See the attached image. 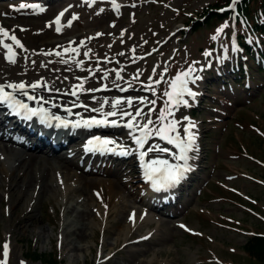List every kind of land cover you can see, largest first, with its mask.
<instances>
[{
	"label": "rangeland",
	"instance_id": "374dc122",
	"mask_svg": "<svg viewBox=\"0 0 264 264\" xmlns=\"http://www.w3.org/2000/svg\"><path fill=\"white\" fill-rule=\"evenodd\" d=\"M217 2L224 3L225 0H145L139 7H120L106 16L109 23L119 22L122 34L141 27L139 32L144 34L141 46L145 48L137 55L141 63L134 73L145 71L148 55L155 54L161 59V72L154 82L160 80L161 75L164 79L159 84L153 82L156 94L152 95L159 98L154 121L158 120L165 106L167 97L163 93L167 89V82L178 73L187 71L189 67L194 68L196 71L193 75L200 79L191 84L192 90L203 94L201 104L197 105L195 98L190 97L187 99L188 105H183V111L176 117H169L182 121L177 124L182 131V127L191 119L188 115H191L190 121L198 127L196 134L201 138L192 156L193 161L201 159L193 182L187 183L181 199L175 203L178 204L176 207L168 205L165 208L173 211L183 208L182 212L172 218L158 215V220L166 222L162 226L158 223L151 228L142 225L138 235L156 230L159 237L147 245L131 247L143 252L151 249L138 256V262L131 260L135 264H148L150 261L154 264L155 261L157 264H254L243 245L254 232L264 233V74L258 72L263 65L256 61L246 62L249 67L246 72L249 90L244 87L245 81L241 83L242 79L230 72L225 77L216 75L217 71L226 73V67H222L225 61L236 60V54L240 55L233 20H212L205 24L204 19H200L204 10ZM19 6L4 1L0 4V19L4 21L5 12L15 11ZM195 19L198 22L194 31L186 26ZM225 24L228 27L218 33L217 30ZM213 36L216 39H212ZM159 39L161 41L158 43L153 42ZM165 43L169 44V48L163 53ZM258 50L264 52V45ZM205 53L210 55L206 56ZM155 61L153 59L152 63ZM77 77L78 80L82 79L81 76ZM145 77L148 78V75ZM222 78L230 85H233V80L237 82L229 90ZM63 90V93H68L66 88ZM2 143L22 150L0 141ZM103 162H94L92 166L102 168L99 165ZM118 164L115 160L109 167L114 168ZM124 165L128 171L122 177L126 179L129 174L128 185L134 189L141 183V178L132 171L131 166L127 163ZM105 190V185L94 189L89 205L94 206V200L100 201ZM6 191V188H0V259H3V244L8 243L9 249L11 247L8 264H50L45 262L50 258L57 259L55 264H95L101 242H114L108 232L119 230L114 228L115 216L107 220L104 232L97 218H90L93 233L80 245L91 248L80 252L64 249L59 234L62 212L56 198L47 195L25 198L18 207L22 213L33 215L37 224L11 235L5 231L11 226L8 217L10 200ZM152 215L150 212L146 217ZM31 251L39 253L41 261L31 259ZM103 255L112 258L115 264H128V253L119 244L114 248L107 247Z\"/></svg>",
	"mask_w": 264,
	"mask_h": 264
},
{
	"label": "bare ground",
	"instance_id": "6f19581e",
	"mask_svg": "<svg viewBox=\"0 0 264 264\" xmlns=\"http://www.w3.org/2000/svg\"><path fill=\"white\" fill-rule=\"evenodd\" d=\"M118 1L122 7L127 8L139 7L145 0ZM31 2H36L44 11L36 10L34 12L30 8L9 11L5 12L4 21L0 19V27L7 30L9 35H15L23 45L21 49L16 47L11 40H4V43L12 45L16 54L15 63L8 62L5 58L7 50L0 46V86L24 83L28 95L38 96L37 99H54L60 103L74 101L70 105H76L78 108L71 110L70 113L66 111L59 115L69 124L75 123V119L77 122H83L93 118H104L102 113L113 111L111 104L116 99L122 100L123 103L115 109L117 111L116 116L107 117L109 121L116 120L119 123L123 122V124L129 122L127 120H131V116H125L123 120L120 119L122 111L130 112L133 116H135L137 109H143V113H145L150 101H152L150 97L153 96L152 92L147 90L145 86L153 83L160 74L161 59L155 54L148 55L149 62L145 63V71L140 74L134 73L141 63L137 55L143 52L145 48V46H141L144 35L139 32L141 27L138 26L133 32L126 31L122 34L119 22L110 21V25L106 19L107 13L112 14L115 11L111 6V0H94L92 7L85 4L84 0H13V3L17 5ZM65 9L67 11L61 18L62 27L58 33L53 22L59 13ZM100 9L103 11L100 12ZM98 12L99 15H97ZM73 15L77 16L78 19L73 20ZM46 20L49 22L45 23ZM69 21H71V27L68 26ZM50 24L51 27L48 26ZM57 38L59 40H56ZM159 41L161 39L153 42L158 43ZM167 44H164L163 53L169 48V44ZM72 49H78L79 54L73 52ZM85 52L88 53L87 56L84 55ZM47 53L52 54L48 55ZM120 53H124V55H120ZM153 59H156L154 63H152ZM116 71L120 72L121 80L115 79ZM105 72L108 73L107 79H104ZM146 75L148 78L145 77ZM77 76H81L82 79L78 80ZM133 76L139 77L134 79ZM81 81H83L85 90H99L79 91L75 86L79 85ZM197 81L199 82V79ZM37 82H41L44 86L34 91L27 87ZM63 88H66L70 95L62 94V91H65ZM120 89L126 90L121 91ZM5 91L29 107L48 108L52 115H58L56 109H52L41 102L37 103L38 100H28L27 96L19 91L13 92L7 87H5ZM72 91H77V95H71ZM196 93L195 101L200 99L199 102L196 101L199 105L203 102V94L201 92ZM185 98L189 99L190 97L185 96ZM128 99L133 101L130 107L127 105ZM140 99H144L145 103L141 104ZM105 101H107L106 104ZM0 105L4 107L5 104L1 103ZM91 107L99 111L91 113L89 111ZM174 110L181 112L183 105ZM143 113L140 117H136V122H142L145 118ZM10 117H0V141L20 147L23 151L3 143L0 144V188L7 189L6 192L10 200L8 217L11 226L6 228V233L12 235L18 233L19 230L27 229L30 225L37 224L33 215L22 213V209L18 207L25 201L26 197L35 196L39 198L50 195L56 198L55 201L62 212L59 234L64 249L68 248L69 251L80 252L91 248L80 245L93 233L90 218H97L100 229L104 232L105 224H108L107 220L115 216L114 228L119 230L118 232H114V230L108 232L114 242L112 244L105 240L101 242V250L97 252L95 264H115L111 260L112 258L104 257L103 251L107 247L114 248L118 244L128 253V264H135L138 262L136 260L138 256L151 251L149 249L143 252L131 247L147 245L149 241L157 240L159 236L156 230L141 235L137 233L141 231L142 225L151 228L154 223H158L160 226L166 224V222L158 220V215L162 214L166 203L159 204V202L152 205L145 201L144 196H142L143 192H146L145 195L148 199L152 200L153 197L149 195L147 181L141 177V173L139 176L142 179L141 183L136 188L131 189L128 185L129 174L126 179L122 177L123 173L128 171L127 166L120 163L114 168L109 167L112 162L121 158L117 154L111 157L112 160L104 158L107 161L101 164L102 168L90 167L88 169L87 166H91L97 159H95L94 154L83 149L85 138L82 143L80 141L86 132L99 134L103 139H111L121 145L123 142L118 141L116 134L119 133L118 130L124 131L123 124L120 127H111L107 130H101L102 126L72 127L64 143H61L57 148H52L46 141L36 139L27 129L17 127L16 123L8 126L7 121L11 120ZM27 127L31 128L30 126ZM197 131H199L198 127L195 126L192 132ZM11 132H15L20 138L26 137L27 140L21 143L13 139ZM139 134L136 132V135ZM195 135V144H198L201 142V138L197 134ZM150 139L147 141L148 146L155 149L167 143L160 138L152 142ZM128 147L131 149H128L129 154L127 156L134 159L140 150L132 141L131 135L128 139ZM153 152L149 155V161L162 159L160 151L154 150ZM189 155L191 158V152L188 153ZM102 157L104 156L99 158ZM194 162L199 166L201 159L196 158ZM169 163L171 162L169 161ZM129 166H131L132 171L138 174L136 161L135 163L131 162ZM101 185L106 186L103 198L100 201L94 200V206L89 205L93 190ZM79 196L83 198H79ZM174 196L171 197L174 198ZM127 203H133V205ZM29 211L32 212V210ZM149 211L153 213L150 218L146 217L150 213ZM88 231L91 233L89 234ZM131 260L136 262L133 263ZM147 263L154 264L152 261ZM155 264H157L156 261Z\"/></svg>",
	"mask_w": 264,
	"mask_h": 264
},
{
	"label": "snow or ice",
	"instance_id": "6c2138e0",
	"mask_svg": "<svg viewBox=\"0 0 264 264\" xmlns=\"http://www.w3.org/2000/svg\"><path fill=\"white\" fill-rule=\"evenodd\" d=\"M94 0H84V3L87 4L89 7H92ZM237 3V0H232V4L230 7L234 10L235 4ZM111 6L113 10L118 11L120 5L116 3V0H111ZM134 6V5H133ZM33 9L35 12L36 10L44 11L43 8H41L37 4H20V6L15 11H20L22 9ZM67 11V9H65ZM103 9H100V12H102ZM222 11H224L222 9ZM99 15V12L97 13ZM64 16V12H60L59 15L56 17L55 21L53 22L56 25L55 30L59 33L61 31V18ZM73 20L78 19L77 16L73 15ZM51 27L52 25H48ZM68 26H71V21L68 22ZM114 26V25H113ZM228 27L227 24L223 25L220 29H218L219 32H223L224 28ZM23 30V29H22ZM100 35V34H98ZM5 39L11 40L16 47L23 48V45L20 43V41L16 38L15 35H9V32L5 30L4 28L0 27V46H3L7 50L6 59L9 63H15V52L13 51L12 45L4 43ZM212 39H216L215 36L212 37ZM83 43V42H81ZM73 52L78 53V49H72ZM135 51L134 49L132 50ZM48 55H51L52 53H47ZM56 55H59V53H56ZM85 56L88 55L87 52L84 53ZM120 55H124V53H120ZM205 55H210V53H205ZM67 63V61H64ZM115 71V70H113ZM155 71V69H154ZM196 70L192 67H189L187 71L178 73L172 80L167 82V89L164 91L163 95L167 97V99L164 101V108L160 111L159 117L157 121H153L150 118L151 111H154L155 109H151L149 113H143V109H137L135 116L132 115L130 112H121L120 119L123 120L125 116H131L132 119L123 124V127L129 129L130 135L132 137V141L137 146V149H144V145L147 143L148 139L155 135L158 136L160 139L165 140L168 144L172 145L175 149L178 150V154H173V159L176 161H182L183 163H177L172 164L169 163L166 159H154L147 163H142V167L144 168V176L145 180L151 183V186L154 191H160V190H167L170 188L175 187L178 185L186 176V173L190 172L192 170L191 165L188 163L190 157L188 156V153L195 150V140L196 135L192 132V129L195 127L194 122L188 120L187 117H185V120H188L187 126L184 127L183 132L185 136L182 138L177 130V124L179 123L175 119H169V117H174V109H178L181 105L187 106L188 101L184 99L185 96L195 98L197 95L196 92H194L188 85L189 82L195 83L197 79H200L199 76H194V72ZM108 73H104V79H107ZM116 80H121L122 77L120 75L119 71H116ZM134 79H138L137 77H134ZM164 79L163 75H161L160 80L155 81V84H159ZM41 82L33 83L31 85H28L27 87H30L33 91L36 90L39 87H43ZM5 87L10 88L13 90V92L19 91L23 95L27 96L28 100H35L36 97L28 95L26 89V85L24 83L20 84H8L6 86H0V103H4L7 105V107L11 110V114H14L16 116H21L23 119L30 120L33 116L40 117V120L42 123L48 124V126H51L49 121L53 118L49 115L48 111L44 108H29V106L26 103H22L20 100L16 99L14 95H12L9 92L5 91ZM77 90L79 91H98L99 89H88L85 90L83 88V81L77 86H75ZM145 88L152 92L153 95L156 94L155 88L153 86V83H149L145 86ZM121 91H124L126 89H120ZM71 95L76 96L77 91H72ZM42 99V98H41ZM40 101H37L39 103ZM47 103V101H44ZM141 104H144V99H140L139 101ZM105 104L107 101L104 102ZM123 103L122 100L116 99L112 102L111 108L113 111L102 113L103 119H91L86 120L83 122H77L72 124L73 128L77 127H84V128H91L93 126H121L120 123L116 120L109 121L107 117H114L117 115V107ZM133 101L132 99L127 100V105L130 107L132 105ZM151 104H155L156 101L152 100L150 101ZM81 107H86L85 105H80ZM103 107V106H102ZM92 111H99L98 109H91ZM65 111L71 112V109H65ZM148 117L146 121L141 124L139 122H136V117H140L141 115ZM57 121H59V117H55ZM154 125H159L158 127ZM58 127H67L68 122H63L57 125ZM153 126V127H150ZM139 131V135H136V132ZM175 134V135H174ZM110 145H115V147H109ZM117 149L119 151L117 152ZM156 150V151H164L167 152L168 149H149V151ZM86 151H99L101 154L105 152L113 153V154H119V155H128L129 150L124 148L121 145L116 144L114 140L111 139H102L101 137H94L93 139H90L87 141ZM146 155L144 151L140 152V158L143 162V157ZM134 215V214H133ZM181 228H184V225L180 226ZM187 230V229H185ZM9 244L4 243L3 244V259H0V264H8V257H9ZM23 264V262H21Z\"/></svg>",
	"mask_w": 264,
	"mask_h": 264
},
{
	"label": "trees",
	"instance_id": "16d2710c",
	"mask_svg": "<svg viewBox=\"0 0 264 264\" xmlns=\"http://www.w3.org/2000/svg\"><path fill=\"white\" fill-rule=\"evenodd\" d=\"M225 3L217 2L208 7L203 14L206 22L226 18L229 14L221 15L214 10V8L222 7ZM241 25L246 33H264V0H242L236 4V26ZM195 26L196 23L192 24L193 29ZM241 43L247 52L253 54L252 48L246 42L242 41ZM244 249L257 264H264V236L251 237ZM31 255L33 260L41 261L39 253L33 251ZM46 262L55 263L53 259H47Z\"/></svg>",
	"mask_w": 264,
	"mask_h": 264
}]
</instances>
